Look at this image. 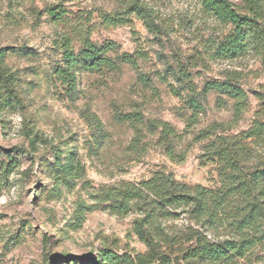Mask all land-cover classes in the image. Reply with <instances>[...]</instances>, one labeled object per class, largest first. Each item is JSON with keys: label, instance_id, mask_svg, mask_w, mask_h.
I'll return each mask as SVG.
<instances>
[{"label": "rangeland", "instance_id": "obj_1", "mask_svg": "<svg viewBox=\"0 0 264 264\" xmlns=\"http://www.w3.org/2000/svg\"><path fill=\"white\" fill-rule=\"evenodd\" d=\"M147 2L158 30L134 16L107 26L93 14L91 40L121 60L116 69L80 68L69 95L55 75L65 65L61 36L71 33L78 50L80 37L71 30L80 16L99 6L111 10L115 0H0V48H8L5 63L19 95L0 107V264H67L77 257L75 264H84L103 249L132 258L147 253L136 229L141 215L114 213L107 189L156 171L187 185L218 186L206 144L247 130L264 107L263 50L218 58L214 45L228 28L200 0ZM52 8L69 21L56 20ZM226 80L248 95L240 112L232 96L205 91L207 83ZM191 97L202 106L194 125ZM163 122L175 136L163 134ZM158 223L151 230L156 255L194 264L184 256L195 227L189 215L178 209Z\"/></svg>", "mask_w": 264, "mask_h": 264}, {"label": "trees", "instance_id": "obj_2", "mask_svg": "<svg viewBox=\"0 0 264 264\" xmlns=\"http://www.w3.org/2000/svg\"><path fill=\"white\" fill-rule=\"evenodd\" d=\"M116 7H95L81 15V20L71 30L78 34L81 46L76 50L71 33L60 39L65 65L55 72L58 82L67 94L75 92L78 70L82 67L116 69L120 58L107 55L108 45H98L91 40L90 22L93 14L107 26L124 25L134 16L144 21L150 30L158 27L154 9L147 0H115ZM202 9L223 24L228 31L214 45L218 58L235 59L250 51H264V0H200ZM50 13L58 21H69L66 13L52 8ZM110 46H108L109 48ZM8 48H0V107L18 102L16 79L7 69L5 58ZM127 61L132 56L123 55ZM219 91L235 99L237 112L242 111L248 98L242 87L233 80L207 83L205 91ZM264 102V101H263ZM191 125L198 121L202 107L191 97L188 100ZM163 134L175 136L172 127L161 123ZM205 137H208L207 132ZM205 155L215 161L219 174L216 187L202 184L187 185L179 182L173 174L156 171L140 183H126L105 192L112 202L113 211L127 215L138 212L137 232L149 247L145 254L135 258L110 249L99 250L84 264H170L164 255H156L152 229H158V221L171 218L176 210L183 209L194 222L187 233L192 244L184 251L187 260L194 264H264V107L257 111L256 119L247 129L236 135H219L205 146ZM70 171L73 163L66 164ZM77 258L65 263L75 264Z\"/></svg>", "mask_w": 264, "mask_h": 264}]
</instances>
